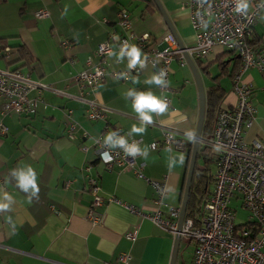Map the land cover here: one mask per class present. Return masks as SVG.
I'll return each instance as SVG.
<instances>
[{"label":"crops","instance_id":"1","mask_svg":"<svg viewBox=\"0 0 264 264\" xmlns=\"http://www.w3.org/2000/svg\"><path fill=\"white\" fill-rule=\"evenodd\" d=\"M158 1L184 48L191 46L194 33L186 0ZM121 8L127 10L129 31L116 24ZM39 11L47 16L35 18ZM168 33L152 0H0V51L10 48L9 56L0 57V70H17L40 85L28 94L32 114L0 116L7 128V134L0 135V189L15 201L10 211L0 213V264H117L116 258L123 253L130 256L127 264L170 263L174 237L149 219L155 209L154 189L130 171L106 169L98 161L95 145L98 138L116 129L127 138L139 139V147L148 150L147 159L141 155L136 158L144 164V177L166 178L162 212L180 208L192 149L186 133L195 134L198 120L193 74L186 62L182 65L174 59L167 77V111L153 114V123L144 134L129 135L134 124H141L124 93L135 89L164 95L157 85L146 83L153 75L148 66L134 73L127 68L126 59L118 62L111 55L124 36L135 44L146 35L151 46ZM252 42L254 51L264 47V11L254 24ZM103 43L108 44L109 52L99 58L96 50ZM237 60V54L218 47L207 58L193 59L205 94L212 86L222 87L220 108L235 103L231 89L240 67ZM101 62L104 78L96 91L75 84L77 73ZM220 63L227 70L223 77H219ZM124 73L127 75L122 76ZM241 81L251 88L255 109L253 121L243 133L244 142L250 145L264 140V68L246 70ZM88 103L105 108L102 120L86 118ZM72 122L75 130L68 138V124ZM166 129L185 144L184 151L162 146L160 140ZM203 142L201 136L198 150ZM180 156L183 164L179 163ZM170 158L176 161L171 168ZM28 165L35 169L40 189L31 203L29 194L20 190L11 176L12 170ZM86 165L92 167L89 173L83 171ZM87 177L97 180L99 195L105 200L96 208L97 223L89 219L92 196ZM230 208L236 215L237 209H242L240 200H231ZM128 233L135 234L134 240L126 238ZM183 245L185 249L192 246L194 251L193 244L180 238L175 264L191 263L193 251L185 261Z\"/></svg>","mask_w":264,"mask_h":264},{"label":"built area","instance_id":"2","mask_svg":"<svg viewBox=\"0 0 264 264\" xmlns=\"http://www.w3.org/2000/svg\"><path fill=\"white\" fill-rule=\"evenodd\" d=\"M248 9L245 13H237L236 0H186L185 8L189 12L190 26L194 33V42L191 46L180 50L168 33L159 42L150 46L149 37L141 36L135 43L147 55L146 66L153 75L164 69L167 80L170 64L178 59L180 64L185 63L184 54L192 59H204L213 48L233 50L240 59L238 73L233 78L232 93L235 103L230 108H219L215 114L211 137L203 145L208 147L215 159L212 189L204 202L201 217L198 222L191 218H184L178 231L179 207H170L166 213L162 212L165 206L166 178L151 180L144 177V164L136 158L125 156L122 149H108L103 147V139L95 141L98 161L106 168L113 167L130 171L136 178L144 180L155 191V209L149 216L152 224L172 237L179 236L194 246L190 264H264V140L254 141L247 145L243 140V133L253 121L255 109L251 104V88L241 81V75L250 68H264V47L254 51L249 45L253 37V27L258 15L264 11V0H248ZM47 16L45 11L36 12L35 18ZM117 26L123 31L131 30L127 10L121 8L117 12ZM128 41L126 36L119 39L120 46ZM130 44V43H129ZM9 47L0 52V56L8 55ZM109 52L107 43L98 46L96 55L103 58ZM103 62V61H102ZM89 65L74 76L75 84L81 89L91 92L97 90L104 78L103 63ZM88 64V63H87ZM138 73L140 68L132 69ZM124 73L122 76H126ZM40 88L28 76L15 70H0V116L9 114H32L34 108L28 100L32 90ZM163 98L166 96L168 85L158 86ZM105 108L94 103H88L86 118L91 121L102 120ZM75 123L68 124L67 136L72 138ZM121 136L126 137L120 129H116ZM7 128L0 121V135H6ZM127 138V137H126ZM140 144L139 139L127 138ZM163 147L178 151L185 150V144L174 137L172 131L166 129L161 137ZM152 145L151 148H155ZM219 149V150H217ZM109 151L113 157L111 162L101 159V153ZM92 167L83 168L89 173ZM92 196L89 219L93 223L99 220L96 208L104 204L99 195L97 180L87 177ZM239 199L242 209L246 212L245 223H251L249 228H238L235 224V214L230 208L231 200ZM131 212L138 211L132 206H125ZM255 230V232H254ZM253 235V236H252ZM250 238L245 240L247 237ZM134 233L126 234L128 240H134ZM130 256L120 254L116 258L117 264H127Z\"/></svg>","mask_w":264,"mask_h":264},{"label":"clouds","instance_id":"3","mask_svg":"<svg viewBox=\"0 0 264 264\" xmlns=\"http://www.w3.org/2000/svg\"><path fill=\"white\" fill-rule=\"evenodd\" d=\"M248 0H236V12L245 13L248 9ZM67 12V8H65ZM111 55L117 57L118 62L127 60V68L129 70L139 67L143 69L146 67L147 55L135 44H129L125 41L119 48L118 52H112ZM167 73L164 69H161L159 73L152 75L146 83L165 87L168 81L165 79ZM134 83L138 81L134 80ZM125 99L130 98L132 101L131 107L137 114L141 126L137 127L135 124L132 126L129 135L139 134L142 135L146 132L147 126L153 123V114L161 115L165 113L169 107L168 101L154 94L152 91H136L135 89H129L124 93ZM189 140H195V134L193 132L186 133ZM103 147L108 149L119 148L122 149L125 156H131L135 158L137 155L143 156L145 159L148 157L147 148L141 149L137 142L133 141L129 143L127 138L121 136L117 131H110L103 138ZM219 150V149H217ZM101 159L106 163L111 162L113 157L109 151L101 153ZM184 158L180 156L179 163L183 164ZM176 163L174 158H170L169 168L173 167ZM12 178L16 181V186L25 193H28V202H32V198H38L39 185L37 182V173L35 169L28 165L26 167H19L11 172ZM0 213L10 211L14 204L13 197L7 192H3L0 189ZM10 219V218H9Z\"/></svg>","mask_w":264,"mask_h":264},{"label":"trees","instance_id":"4","mask_svg":"<svg viewBox=\"0 0 264 264\" xmlns=\"http://www.w3.org/2000/svg\"><path fill=\"white\" fill-rule=\"evenodd\" d=\"M150 1L148 0V2ZM249 45L253 47L254 42H252L251 40ZM224 52L236 54V52L233 50L230 51L224 50ZM7 56H9V54L6 56L2 55L0 57H7ZM239 61L237 60L236 63H238ZM221 66L222 63L219 64L220 68H222ZM221 71L222 72L220 73L219 77H223L227 70L225 67H223ZM234 74L235 71L230 76H233ZM222 92H223L222 87L216 85V86H212L209 90H207L205 94V115H204V121L201 132V136L205 140L211 137L214 120H215V114L220 108L219 100L221 98ZM199 160L202 162L201 166H199L198 164ZM214 164H215V159L210 149L204 145H201L196 156V163L194 167V172H193V177H192V182H191V187H190V192H189L187 205H186V212H185V218H191L194 222H198L199 218L201 217L202 206L206 201V199L208 198V195L210 194V187L214 180L213 178ZM252 226L253 225L251 223L247 222L242 225H238V228H249ZM249 238L250 236L247 237L245 240H248Z\"/></svg>","mask_w":264,"mask_h":264},{"label":"water","instance_id":"5","mask_svg":"<svg viewBox=\"0 0 264 264\" xmlns=\"http://www.w3.org/2000/svg\"><path fill=\"white\" fill-rule=\"evenodd\" d=\"M152 1L156 5V7H157L160 15L162 16L165 24L169 28V31H170L171 35L173 36L178 48L180 50H184L185 48H184L183 44L181 43V41L179 40V38L176 36L175 32L171 28V24L169 22V19L167 18V15L163 11L159 1L158 0H152ZM184 59H185L186 64L188 65L190 71L193 74L195 85L197 88V93H198V120H197L196 131H195V140L192 141L190 160H189L187 175H186V179H185L184 189H183L182 202H181L180 213H179V218H178V231L180 230L182 223H183V220L185 218L186 205H187V200H188V196H189V192H190L194 167H195V163H196V156L198 153V147H199V143L201 141L202 125H203L204 115H205V92H204V88L202 86L200 75H199V73L195 67L193 59L191 57H189L187 54H184ZM179 240H180V237L178 235L174 237L173 251L171 254L169 264H175Z\"/></svg>","mask_w":264,"mask_h":264},{"label":"rangeland","instance_id":"6","mask_svg":"<svg viewBox=\"0 0 264 264\" xmlns=\"http://www.w3.org/2000/svg\"><path fill=\"white\" fill-rule=\"evenodd\" d=\"M198 164H199V166H201L202 165V162L199 160L198 161ZM234 204H232L233 207H235ZM246 218H247V216H246L245 211H243L240 208L237 209V214L235 215V224L236 225H242V224H244L247 221ZM192 251H193V247L192 246H190V247H188V248L185 249L184 248V245H183V255H184L185 261H188L189 260V257L191 255Z\"/></svg>","mask_w":264,"mask_h":264}]
</instances>
